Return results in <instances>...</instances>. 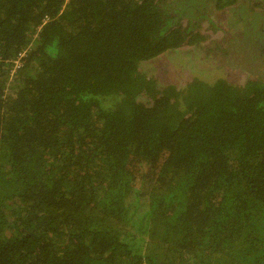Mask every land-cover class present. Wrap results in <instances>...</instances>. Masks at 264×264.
<instances>
[{"label":"trees","instance_id":"1","mask_svg":"<svg viewBox=\"0 0 264 264\" xmlns=\"http://www.w3.org/2000/svg\"><path fill=\"white\" fill-rule=\"evenodd\" d=\"M0 264H264V0H0Z\"/></svg>","mask_w":264,"mask_h":264},{"label":"built area","instance_id":"2","mask_svg":"<svg viewBox=\"0 0 264 264\" xmlns=\"http://www.w3.org/2000/svg\"><path fill=\"white\" fill-rule=\"evenodd\" d=\"M23 54H24V52H21L19 54V57L17 58L16 62L14 63V66H13V69H12L11 73H13L15 71V68L18 67L21 64L20 57L23 56Z\"/></svg>","mask_w":264,"mask_h":264},{"label":"rangeland","instance_id":"3","mask_svg":"<svg viewBox=\"0 0 264 264\" xmlns=\"http://www.w3.org/2000/svg\"><path fill=\"white\" fill-rule=\"evenodd\" d=\"M205 23H207V22H205ZM184 76V75H183ZM178 84H179V82H178Z\"/></svg>","mask_w":264,"mask_h":264}]
</instances>
